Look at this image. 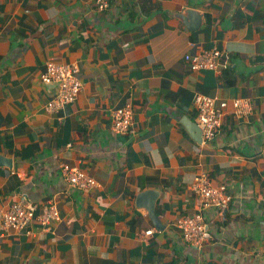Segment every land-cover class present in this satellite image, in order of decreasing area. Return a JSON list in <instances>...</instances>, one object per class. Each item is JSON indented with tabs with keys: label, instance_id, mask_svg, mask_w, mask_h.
Instances as JSON below:
<instances>
[{
	"label": "crops",
	"instance_id": "0c3cea01",
	"mask_svg": "<svg viewBox=\"0 0 264 264\" xmlns=\"http://www.w3.org/2000/svg\"><path fill=\"white\" fill-rule=\"evenodd\" d=\"M0 0V209L33 204L20 229L0 230V264H264V0ZM202 12L189 30L173 12ZM216 48L215 70L184 54ZM47 60L73 63V101L48 110ZM194 93L225 101L214 136L197 142ZM251 109L233 112L232 98ZM128 103L129 129L110 128ZM66 163L91 176L81 189ZM231 198L204 210L210 238L185 241L177 217L199 209L194 175ZM51 202L59 218L40 223ZM151 228L148 235L143 231Z\"/></svg>",
	"mask_w": 264,
	"mask_h": 264
},
{
	"label": "built area",
	"instance_id": "2783aa9c",
	"mask_svg": "<svg viewBox=\"0 0 264 264\" xmlns=\"http://www.w3.org/2000/svg\"><path fill=\"white\" fill-rule=\"evenodd\" d=\"M96 7L101 9L107 6L106 0H95ZM221 57V52L216 48L204 49L201 52L186 53L184 60L192 70H215ZM76 66L73 63L57 62L47 60L44 69L39 74L40 80L45 84H54L55 90L45 104V108L53 110L74 100L79 81L74 73ZM215 96L203 93H194L193 101L195 107L194 121L201 131V140L211 139L220 125L219 117L225 101L220 100L217 104ZM231 106L235 114L241 115L251 109L249 102L244 98H232ZM131 108L128 103L114 109L110 115V128L113 133L123 134L128 131L130 124ZM260 154L264 158V143L260 149ZM61 171L64 180L68 185L81 189H88L96 185V181L83 171L61 164ZM189 188L195 192L199 199V209L190 214H183L174 221V226L178 229L181 237L194 246H201L203 242L210 238V232L204 221V210L209 207L222 209L227 206L231 195L223 184L212 185L204 174L194 175L189 183ZM33 210L32 202L24 193H19L17 197L5 209H0V230L20 229L30 220ZM42 224L49 220L59 218V213L53 203L48 202L42 205L37 216ZM151 228L143 231L144 235L150 234Z\"/></svg>",
	"mask_w": 264,
	"mask_h": 264
},
{
	"label": "water",
	"instance_id": "95a60500",
	"mask_svg": "<svg viewBox=\"0 0 264 264\" xmlns=\"http://www.w3.org/2000/svg\"><path fill=\"white\" fill-rule=\"evenodd\" d=\"M173 15L181 20L189 30L197 29L202 21V12L193 7H184L180 11L173 12ZM180 121L192 138L199 142L201 140V131L196 122L186 116L180 117Z\"/></svg>",
	"mask_w": 264,
	"mask_h": 264
}]
</instances>
